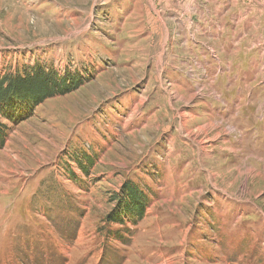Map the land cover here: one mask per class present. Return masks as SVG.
Listing matches in <instances>:
<instances>
[{
	"label": "rangeland",
	"instance_id": "1",
	"mask_svg": "<svg viewBox=\"0 0 264 264\" xmlns=\"http://www.w3.org/2000/svg\"><path fill=\"white\" fill-rule=\"evenodd\" d=\"M37 67L73 89L2 120L0 264H264V0H0Z\"/></svg>",
	"mask_w": 264,
	"mask_h": 264
},
{
	"label": "trees",
	"instance_id": "2",
	"mask_svg": "<svg viewBox=\"0 0 264 264\" xmlns=\"http://www.w3.org/2000/svg\"><path fill=\"white\" fill-rule=\"evenodd\" d=\"M68 77H61L57 72L37 67L28 69L24 74L0 73V149L6 143L8 127L3 119L20 120L31 115L35 107L46 99L56 95H63L72 90ZM130 204L139 201L136 190L128 191ZM145 204L137 202L136 211L143 215ZM126 212L130 207L126 205Z\"/></svg>",
	"mask_w": 264,
	"mask_h": 264
},
{
	"label": "bare ground",
	"instance_id": "3",
	"mask_svg": "<svg viewBox=\"0 0 264 264\" xmlns=\"http://www.w3.org/2000/svg\"><path fill=\"white\" fill-rule=\"evenodd\" d=\"M205 128V127H204ZM206 130V129H205Z\"/></svg>",
	"mask_w": 264,
	"mask_h": 264
}]
</instances>
